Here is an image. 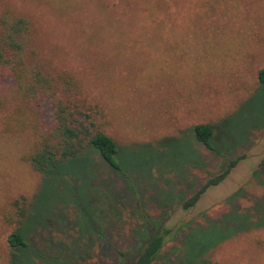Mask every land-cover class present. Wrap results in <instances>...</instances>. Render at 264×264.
Returning a JSON list of instances; mask_svg holds the SVG:
<instances>
[{"label":"rangeland","instance_id":"rangeland-1","mask_svg":"<svg viewBox=\"0 0 264 264\" xmlns=\"http://www.w3.org/2000/svg\"><path fill=\"white\" fill-rule=\"evenodd\" d=\"M144 2L142 14L119 6ZM4 7L31 19L42 69L75 82L67 99L115 142L123 173L93 152L94 162L34 171L27 158L51 126L48 106L24 107L4 85L0 264H116L115 251H132L156 223L168 233L155 264H178L181 250L189 260L203 250L194 245L232 227L205 253L209 264H264V226L247 227L264 216V0H0ZM197 124L211 127L217 154L194 141ZM227 159L236 161L227 176L182 211ZM14 203L27 210L20 225ZM21 229L30 249L9 260L7 236Z\"/></svg>","mask_w":264,"mask_h":264},{"label":"trees","instance_id":"trees-1","mask_svg":"<svg viewBox=\"0 0 264 264\" xmlns=\"http://www.w3.org/2000/svg\"><path fill=\"white\" fill-rule=\"evenodd\" d=\"M54 1L59 2L60 0ZM123 1L130 2L132 0ZM63 4L64 2L56 8L53 6L52 12H54L53 14L56 17L59 13L60 17L64 14L62 13L63 7L67 3ZM119 6L123 11L127 9V6H134L136 11H140L141 14L144 11H150V5L146 2L142 3L141 7L138 3L136 5L126 4ZM154 6L157 7L159 5L155 4ZM121 9L118 10L121 12ZM102 10L105 11L106 8L104 7ZM126 12H129V9ZM126 12L124 11V14H127ZM130 14L131 18H139L138 15H140ZM33 35L34 25L27 15L18 12L14 13L9 7H4L1 10L0 99L6 93L5 88L2 91V87L5 85L19 104L24 107L38 105L41 101H45L51 121L50 128L40 134L38 142L27 158L30 166L41 175H49L59 165L81 157H87L89 161H93L87 156L88 153L93 152L118 175L122 174L121 166L116 159L118 148L115 142L98 129L93 119H91L90 109L81 110L77 103L67 99L74 93L75 82L64 73L52 76L42 69L38 60V52L33 43ZM257 78L261 84H264V69L259 70ZM2 106V101L0 100V108ZM190 132L195 142L216 153L215 148L210 143L212 136L210 126L197 124L191 127ZM235 162L227 159L224 169L218 175L208 178L195 194L182 203L181 210L187 211L193 207L197 198L207 187L219 184L227 176ZM258 173H261V171L257 170V172H254V176H257ZM13 207L14 223L20 225L26 218L27 210L24 209L22 204L14 203ZM248 216V213L237 216V218L227 216L221 223L223 225L231 224L229 225L230 227L241 219L248 220ZM262 225L264 226V216H260L254 224H247V227L259 228ZM239 229L241 228H234L235 231ZM23 233L24 231L21 229L7 236L6 242L10 249L9 260L10 257L19 253L24 254L30 249V246L25 242ZM100 233L102 235L96 234L99 238L104 235L105 231H100ZM167 233L168 231L160 228L158 223H156V229L151 233V236L142 234L141 237L135 238L136 243L131 248L132 251H115V254L117 253V256L121 258L120 262L116 264H155L163 247V238ZM234 233L232 227L231 231L228 229L225 237L218 238L209 245L203 247L197 246V244L194 245L197 248H203V250L195 252V255L189 260L187 258L190 256L187 252L183 254L181 246V256L178 258V264H187L188 262H190L189 264H209L205 253ZM130 252H133L132 256H129ZM35 254H37V257L41 256L39 253ZM99 255L100 257L103 255L102 247L99 249Z\"/></svg>","mask_w":264,"mask_h":264}]
</instances>
